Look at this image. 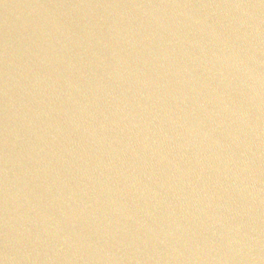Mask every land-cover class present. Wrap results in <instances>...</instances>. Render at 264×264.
<instances>
[{
	"label": "water",
	"instance_id": "water-1",
	"mask_svg": "<svg viewBox=\"0 0 264 264\" xmlns=\"http://www.w3.org/2000/svg\"><path fill=\"white\" fill-rule=\"evenodd\" d=\"M0 264H264V0H0Z\"/></svg>",
	"mask_w": 264,
	"mask_h": 264
}]
</instances>
